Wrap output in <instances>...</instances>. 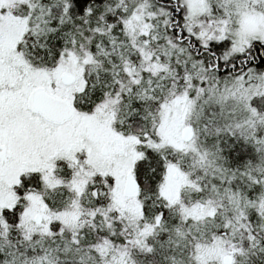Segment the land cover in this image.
I'll return each mask as SVG.
<instances>
[{
	"label": "snow or ice",
	"instance_id": "1",
	"mask_svg": "<svg viewBox=\"0 0 264 264\" xmlns=\"http://www.w3.org/2000/svg\"><path fill=\"white\" fill-rule=\"evenodd\" d=\"M0 264H264V0H0Z\"/></svg>",
	"mask_w": 264,
	"mask_h": 264
}]
</instances>
